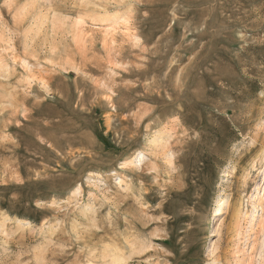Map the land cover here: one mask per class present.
<instances>
[{
    "label": "rangeland",
    "instance_id": "1",
    "mask_svg": "<svg viewBox=\"0 0 264 264\" xmlns=\"http://www.w3.org/2000/svg\"><path fill=\"white\" fill-rule=\"evenodd\" d=\"M0 264H264V0H0Z\"/></svg>",
    "mask_w": 264,
    "mask_h": 264
}]
</instances>
